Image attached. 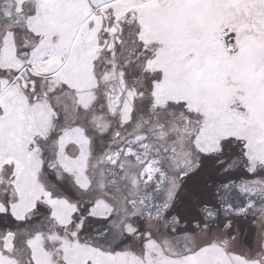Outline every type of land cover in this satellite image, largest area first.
<instances>
[{
    "label": "snow or ice",
    "instance_id": "6c2138e0",
    "mask_svg": "<svg viewBox=\"0 0 264 264\" xmlns=\"http://www.w3.org/2000/svg\"><path fill=\"white\" fill-rule=\"evenodd\" d=\"M0 264H264V0H0Z\"/></svg>",
    "mask_w": 264,
    "mask_h": 264
}]
</instances>
